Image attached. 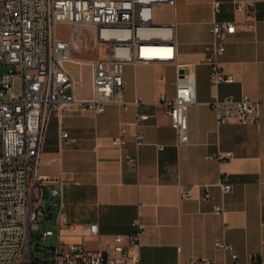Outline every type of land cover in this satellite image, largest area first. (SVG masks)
<instances>
[{
  "label": "crops",
  "instance_id": "0c3cea01",
  "mask_svg": "<svg viewBox=\"0 0 264 264\" xmlns=\"http://www.w3.org/2000/svg\"><path fill=\"white\" fill-rule=\"evenodd\" d=\"M213 1L163 4L172 8L173 15L161 21L176 20L178 62L196 65V102L188 110L186 143L178 142L159 99L161 93L174 95L175 65L170 62L124 65V98L133 102L140 97L139 105L124 109L110 103L99 113L80 112L75 104L50 110L39 171L49 178L69 177L64 241L102 250L113 235L130 233L138 217L145 224L140 246L143 264L186 263L193 257L215 264L228 261L229 253L215 247L218 238L231 243L243 262L254 256L264 259V0H220L222 11L217 15ZM238 2L255 7L239 11ZM216 18L245 25L227 36L219 58L234 81L218 86L212 85L205 62V46ZM168 66L174 69L171 88L163 72ZM85 71L86 88L80 81L76 90L81 98L92 94L91 73L87 67ZM244 94L260 101L259 120L218 123L210 101L215 96L239 99ZM138 113L150 116L134 123ZM122 125L128 128L126 143L116 147L112 139ZM138 129L146 138L139 147L134 138ZM62 130L68 138H62ZM225 152L232 156H214ZM126 154H137L138 164L127 161ZM224 175L233 184L227 193L219 185ZM188 190L191 194L185 196ZM216 205H222L224 213H218ZM91 222L99 224V235H85Z\"/></svg>",
  "mask_w": 264,
  "mask_h": 264
},
{
  "label": "built area",
  "instance_id": "2783aa9c",
  "mask_svg": "<svg viewBox=\"0 0 264 264\" xmlns=\"http://www.w3.org/2000/svg\"><path fill=\"white\" fill-rule=\"evenodd\" d=\"M165 3L174 5L175 0H0V66L18 64L22 73L21 93L5 99L13 83V71H0V264H143L140 246L145 224L138 217L130 233L113 235L112 242L102 250L64 241L61 235L68 224L64 213L69 177L49 178L40 174L39 167L52 108L61 111L75 104L80 112L99 113L110 103L124 109L141 103L140 97L133 102L124 98L127 62L174 63V95L161 93L159 99L171 118L178 142L188 141V110L196 102V65L178 62L176 20L157 19L158 9ZM254 7V3L238 2L236 8L252 11ZM213 10L216 15L222 11L220 0L213 1ZM60 25L68 27V37L60 34ZM244 28L235 20H213L212 37L205 46L212 85L234 81L219 58L226 49L227 36ZM84 52L91 57L82 56ZM85 67L91 73L92 94L81 98L76 90ZM210 106L218 123L259 120L260 101L247 94L239 99L215 96ZM149 116L138 113L134 123ZM127 133V126L122 125L112 139L113 145L122 147ZM68 137L62 130V138ZM134 138L137 147L146 142L143 130L138 129ZM156 145L159 149L165 146ZM214 156L230 158L232 152ZM125 157L138 164L137 154ZM219 185L223 193L233 187L226 175ZM190 194V190L184 193ZM215 210L224 213L225 208L216 205ZM49 224H55L56 231ZM87 229L85 235H99L97 222L89 223ZM49 237L53 238L51 243ZM214 244L230 255V260L218 264H264L259 256L241 261L234 246L223 239H216ZM161 264L215 263L193 257L186 263Z\"/></svg>",
  "mask_w": 264,
  "mask_h": 264
},
{
  "label": "rangeland",
  "instance_id": "374dc122",
  "mask_svg": "<svg viewBox=\"0 0 264 264\" xmlns=\"http://www.w3.org/2000/svg\"><path fill=\"white\" fill-rule=\"evenodd\" d=\"M173 15L172 8H170L167 5H161L158 9L157 13V19L158 20H164V19H170ZM59 32L63 37L69 36V29L65 25H60ZM84 57H91V53L84 52L82 54ZM0 71L6 72V71H13V83L11 85V88L4 94L3 98L9 99L15 96H18L21 93L22 88V73H21V67L18 64H4L0 66ZM166 78H167V85L169 88L173 87L172 79L174 78V69L170 66L166 67L163 70ZM88 74L87 72L82 76L81 81L83 82L81 87L84 89L86 88V83L84 82L87 78ZM78 77V75H77ZM66 200V197H65ZM66 207H67V200H66ZM49 228L56 231L55 224H49ZM48 243H51L53 241L52 237H49L47 239ZM33 246H35V242L33 243Z\"/></svg>",
  "mask_w": 264,
  "mask_h": 264
}]
</instances>
